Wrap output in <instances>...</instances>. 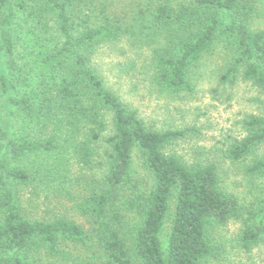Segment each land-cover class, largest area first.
Returning a JSON list of instances; mask_svg holds the SVG:
<instances>
[{
	"label": "trees",
	"instance_id": "trees-1",
	"mask_svg": "<svg viewBox=\"0 0 264 264\" xmlns=\"http://www.w3.org/2000/svg\"><path fill=\"white\" fill-rule=\"evenodd\" d=\"M190 6L174 10L170 0H148L147 7L137 14L138 39L134 32L130 37L139 42L153 39L150 35L156 32V37L159 32H167L179 48L176 57L153 50L161 88L172 93L190 92L189 68L214 43L229 37L236 53L225 78L236 77L240 71L264 95V32L253 33L248 28L253 0H194ZM101 12L104 10L94 0H0V64L6 65L8 60L0 75V90L6 105L22 112L23 121L29 119L28 132L44 135L15 138L12 129L0 123V264H45L51 258L63 264H90L83 263L82 257L94 248L104 257L103 264H200L214 253L207 229L214 224L225 225L240 215L237 198L220 188L213 166L187 167L179 158L165 153L188 130L146 129L137 113L107 90L91 69L82 51L115 42L125 32L116 26L118 21L110 23L109 19L91 25L89 17L103 15ZM23 15L37 21L43 36L54 29L60 42L59 48L51 50L32 33L36 39L32 55L37 59L42 53L36 60L43 86L38 100L18 97L6 74L14 66V25ZM97 103L111 112L113 135L109 139L107 187L77 206L79 215L88 218V227L58 216L49 221L28 219L16 188L27 187L35 178L12 164L59 151L58 133L48 132L66 134L75 128V122L88 118V113H92L91 122L101 126ZM247 127L248 136L230 147L231 160L245 158L255 146L264 147V117H250ZM91 135L93 141L98 140L97 133ZM135 149L152 178L148 193L140 191L132 178ZM249 172L263 174L264 157ZM171 204L174 212L164 254L159 235ZM129 214L136 216L131 245H127L123 233ZM262 235L264 222L246 227L240 236L242 248L251 250Z\"/></svg>",
	"mask_w": 264,
	"mask_h": 264
},
{
	"label": "rangeland",
	"instance_id": "rangeland-1",
	"mask_svg": "<svg viewBox=\"0 0 264 264\" xmlns=\"http://www.w3.org/2000/svg\"><path fill=\"white\" fill-rule=\"evenodd\" d=\"M192 1L170 0V6L178 10L181 6L191 7ZM94 2L104 12H101L103 15L92 14L88 20L91 25H99L109 19L110 23L116 24L118 21L116 26L120 25L125 30L115 42L82 51L89 58V66L101 78L104 87L136 112L146 129L156 132L188 130L186 136L169 145L165 153L179 158L187 167L213 166L220 188L238 200L240 215L225 225L214 224L207 229L214 253L200 264H264V235L249 251L244 250L240 242L241 233L246 227L264 222V173L249 172L252 165L264 157V147L255 146L248 156L238 161L228 156L230 147L248 136L249 118L264 117V95L240 71L236 77L225 78L224 75L233 66L236 53L232 38L222 37L199 62L189 68L187 80L192 89L190 92L172 93L162 89L157 81L153 50H157L159 55L164 51L168 53L167 56L176 57L179 48L174 37L168 38L167 32H159L160 35L156 37V32L150 35L154 36L153 39L139 42L134 39L137 38L140 25L137 14L147 7L148 0ZM253 5L254 13L248 21V28L253 33L264 32V0H253ZM13 31L16 39L12 58L14 66L6 74L11 85L16 88L18 97L38 100L43 86L40 85L42 74L36 60L42 53L37 59L32 55L31 49L36 43L32 33L52 47L51 50L59 48L60 42L54 29L51 28L43 36L37 21L27 19L24 15L18 19ZM131 32L135 33L134 37H130ZM6 65L0 64V75ZM6 102L0 90V123L5 122L12 129L13 137L40 135V132H28L29 119L23 121L24 114L10 108ZM90 107L86 105V108ZM96 112L99 113L97 119L101 126L93 124L90 119L92 113H88V118L75 123L73 121L75 128L67 130L66 134L48 132V135L58 133L59 151L33 155L12 164L35 178L27 187L16 188L23 214L28 219L49 221L58 216L88 227V218L79 215L77 206L84 204L92 193H102L107 187L111 153L109 139L113 135L111 112L100 103H97ZM92 132L98 134V140L91 139ZM131 170L138 189L148 193L152 188V178L137 149L132 154ZM173 210L174 205L171 204L159 235L164 254L167 252ZM135 220L136 216L129 214L124 225L127 245L132 243ZM84 257L83 263L103 264L104 261L96 248L85 251ZM45 264L63 263L51 258L45 260Z\"/></svg>",
	"mask_w": 264,
	"mask_h": 264
}]
</instances>
